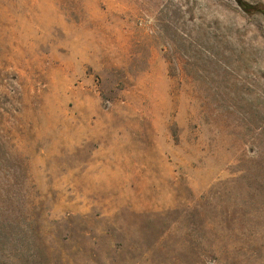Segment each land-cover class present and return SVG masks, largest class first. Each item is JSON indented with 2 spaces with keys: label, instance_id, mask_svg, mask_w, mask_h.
I'll return each mask as SVG.
<instances>
[{
  "label": "rangeland",
  "instance_id": "374dc122",
  "mask_svg": "<svg viewBox=\"0 0 264 264\" xmlns=\"http://www.w3.org/2000/svg\"><path fill=\"white\" fill-rule=\"evenodd\" d=\"M0 264H264V0H0Z\"/></svg>",
  "mask_w": 264,
  "mask_h": 264
},
{
  "label": "trees",
  "instance_id": "16d2710c",
  "mask_svg": "<svg viewBox=\"0 0 264 264\" xmlns=\"http://www.w3.org/2000/svg\"><path fill=\"white\" fill-rule=\"evenodd\" d=\"M14 170L18 174L17 178H21L23 181L28 179V169L25 158L14 161Z\"/></svg>",
  "mask_w": 264,
  "mask_h": 264
}]
</instances>
